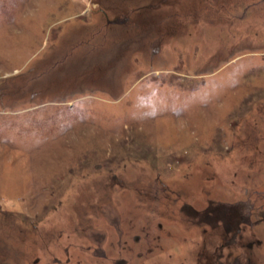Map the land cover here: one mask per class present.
Masks as SVG:
<instances>
[{
    "label": "rangeland",
    "instance_id": "1",
    "mask_svg": "<svg viewBox=\"0 0 264 264\" xmlns=\"http://www.w3.org/2000/svg\"><path fill=\"white\" fill-rule=\"evenodd\" d=\"M0 264H264V0H0Z\"/></svg>",
    "mask_w": 264,
    "mask_h": 264
}]
</instances>
